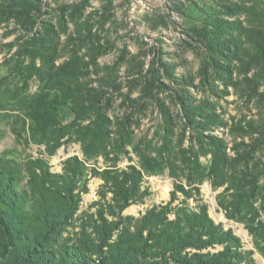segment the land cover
<instances>
[{
  "label": "rangeland",
  "instance_id": "rangeland-1",
  "mask_svg": "<svg viewBox=\"0 0 264 264\" xmlns=\"http://www.w3.org/2000/svg\"><path fill=\"white\" fill-rule=\"evenodd\" d=\"M129 164L119 209L99 172ZM0 171V264H181L142 220L165 205L264 264V0H0Z\"/></svg>",
  "mask_w": 264,
  "mask_h": 264
},
{
  "label": "trees",
  "instance_id": "trees-1",
  "mask_svg": "<svg viewBox=\"0 0 264 264\" xmlns=\"http://www.w3.org/2000/svg\"><path fill=\"white\" fill-rule=\"evenodd\" d=\"M45 106L42 105L41 110L33 114L36 125L41 128L40 130L45 129L47 125ZM9 173L11 174L10 171ZM46 175L49 174L44 173V178L48 180ZM99 175L109 192L112 193L119 209H123L133 202H141L147 195V190L142 188V173L135 165L129 164L121 169L105 168L99 172ZM10 178L7 175L1 177L0 194L3 187L8 188L11 184ZM50 182H53V180ZM179 188L183 190L182 187ZM8 193L10 196L12 195L11 191ZM1 202L0 199V218H2ZM169 211L167 205L163 206L161 211L153 206L146 211L142 220L155 226L154 230L149 229L150 237L148 239L153 241L160 239L163 242V249L171 254V251H173V260L181 264H238L234 261V258L241 255V253L233 249L237 237L232 234L230 229H223L220 224H215L207 215L205 207L199 208V211L189 212L178 208L173 219L168 218L167 213ZM100 218L102 223L98 224L97 228L100 230L101 235H106L110 231L108 225L105 224L107 220L102 216ZM56 220H58V216L54 213H46L43 222L45 230L48 232L53 231ZM156 225H161V227L156 229ZM214 244L222 245V249L205 254L196 251L187 254L185 251L186 247L201 249ZM149 247L150 245L144 242L137 251H140L141 255L146 257L148 256ZM249 260L252 261V259Z\"/></svg>",
  "mask_w": 264,
  "mask_h": 264
}]
</instances>
